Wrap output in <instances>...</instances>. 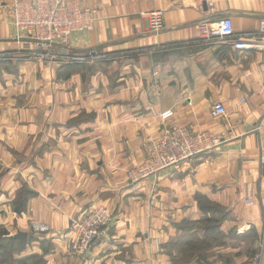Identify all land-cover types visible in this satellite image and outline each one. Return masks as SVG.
Wrapping results in <instances>:
<instances>
[{
    "label": "crops",
    "instance_id": "1",
    "mask_svg": "<svg viewBox=\"0 0 264 264\" xmlns=\"http://www.w3.org/2000/svg\"><path fill=\"white\" fill-rule=\"evenodd\" d=\"M12 1L0 0V225L27 239L23 255L45 264H170L162 243L175 222L203 217L198 194L264 232V48L196 42L202 18L259 36L264 0H75L95 7L97 19L54 46L60 57L50 60L23 44L30 40L16 30ZM150 10L163 12L159 33ZM158 45L166 46L141 53ZM89 51L97 63L65 59ZM111 51L141 54L107 58ZM215 102L225 116L210 114ZM166 109L174 111L166 122L153 117ZM174 126L209 131L218 143L132 181L151 141ZM22 186L37 195L16 214ZM101 204L113 219L80 259L72 223Z\"/></svg>",
    "mask_w": 264,
    "mask_h": 264
},
{
    "label": "built area",
    "instance_id": "2",
    "mask_svg": "<svg viewBox=\"0 0 264 264\" xmlns=\"http://www.w3.org/2000/svg\"><path fill=\"white\" fill-rule=\"evenodd\" d=\"M70 0H16L11 5L13 23L18 32H25L30 36V41L35 44L31 54L43 58L45 55L41 48L50 49L56 45L64 44L73 33L90 30L97 19L96 8L80 7L73 5ZM150 30L159 33L163 29V12L150 10L146 13ZM197 43L216 44L227 43L235 49H250L263 46L264 48V20L260 23L259 36L236 33L227 23L210 21L202 18L197 23ZM166 45L147 47V51H155ZM102 56V55H101ZM100 57L94 51L84 54H70L65 59L71 62H85L88 59ZM157 75L158 69L153 71ZM264 86V73L262 78ZM174 111L166 109L157 114L159 119L166 122L172 117ZM210 114L213 117L226 115V108L221 102L212 104ZM219 138L209 131H190L181 126L168 127L153 141L144 164L136 168V173L131 180L154 175L168 168L178 167L194 155L206 151L218 143ZM261 167L264 168V146L261 150ZM113 219V211L107 205L101 204L90 210L86 215L73 222L74 236L71 249L79 258L85 256L91 245L104 238L107 228ZM255 264V263H254Z\"/></svg>",
    "mask_w": 264,
    "mask_h": 264
},
{
    "label": "rangeland",
    "instance_id": "3",
    "mask_svg": "<svg viewBox=\"0 0 264 264\" xmlns=\"http://www.w3.org/2000/svg\"><path fill=\"white\" fill-rule=\"evenodd\" d=\"M15 1L13 0L11 5ZM70 1H73L71 2L73 5L78 6L77 1ZM11 9L12 7H10V12ZM26 38L27 40L31 39L28 34ZM45 48L40 49L45 54L44 59L50 60L60 57L54 52V47ZM141 53L111 51L105 55L107 58L125 55L134 58L140 56ZM98 59H88L86 60L88 63L85 64L97 63H91V61ZM74 63L80 64L79 62ZM158 113L153 112V117L159 119ZM156 138L151 141L150 148ZM150 148L149 150H151ZM147 154L140 162L141 165L144 164ZM140 164L137 167H141ZM135 173L136 171H134ZM196 199L198 202L197 196ZM197 204L199 205V202ZM210 210L202 211L203 217L199 220L184 219L179 223H174L172 230V233H174L169 235L170 237L164 244L162 243L164 252L171 262L170 264H264V232H257L253 227L239 226L235 218L232 215L230 216L224 207L212 206ZM27 245V239L20 232L14 233L13 230L9 231L0 225V264H45L44 259L34 256L36 254L23 255V252H26ZM156 247L159 248L157 240ZM87 252L80 259H85ZM76 257L78 256L76 255Z\"/></svg>",
    "mask_w": 264,
    "mask_h": 264
},
{
    "label": "trees",
    "instance_id": "4",
    "mask_svg": "<svg viewBox=\"0 0 264 264\" xmlns=\"http://www.w3.org/2000/svg\"><path fill=\"white\" fill-rule=\"evenodd\" d=\"M37 195V192H35L32 189H29L27 186H22L19 188L16 192V195L14 199L12 200V209L16 214H22L26 211L27 208V202L30 198ZM198 202H199V208L201 211H211L210 209L212 206L223 208V206L219 205L216 202L210 201L207 197H205L202 194L197 195ZM35 257H41L44 259L41 255H34ZM45 262V261H44Z\"/></svg>",
    "mask_w": 264,
    "mask_h": 264
}]
</instances>
